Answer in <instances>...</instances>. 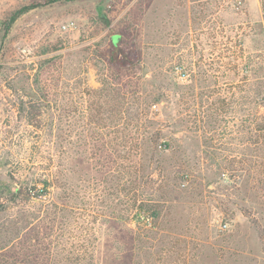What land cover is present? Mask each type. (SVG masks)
Returning <instances> with one entry per match:
<instances>
[{"label": "rangeland", "instance_id": "1", "mask_svg": "<svg viewBox=\"0 0 264 264\" xmlns=\"http://www.w3.org/2000/svg\"><path fill=\"white\" fill-rule=\"evenodd\" d=\"M263 97L264 0H0V264L70 186L86 263L264 264Z\"/></svg>", "mask_w": 264, "mask_h": 264}, {"label": "trees", "instance_id": "2", "mask_svg": "<svg viewBox=\"0 0 264 264\" xmlns=\"http://www.w3.org/2000/svg\"><path fill=\"white\" fill-rule=\"evenodd\" d=\"M36 7L35 5H30L24 9L27 11ZM22 11V12H24ZM18 16V15H17ZM16 17L11 19V23L16 20ZM119 37V36H118ZM263 91L258 87L256 94L258 97L262 95ZM161 98L158 97L157 100ZM264 100V97H263ZM257 131L264 130V124L259 123L256 126ZM162 138L161 134L158 136H153L151 143L153 144V153H156V145L158 140ZM165 146H170L168 141H165ZM167 148V147H166ZM131 150L128 152V155L131 156ZM130 172L135 171L129 169ZM66 173L64 174V176ZM151 180H154L151 177ZM51 181L50 179L45 180L44 190H49L48 188L51 185L59 186L57 182ZM141 184L134 185V190L136 193H132L130 196V203L127 208V223L128 226L125 230L124 239L128 245L131 246V250L139 256V249H151L152 257L155 258L158 255L157 244L154 241L160 240L158 238L160 224H157L154 215H150L148 212L152 209V198H138L139 191H141ZM64 190V195L58 197L55 201H50L46 210L43 212V215L38 216V224L29 223L27 228L26 235V245L20 247V251L17 250L12 253V259H15V262H20L22 264H89L83 260V249L78 248L74 245H68V239H65V235L68 230V217L72 213L76 212V187L75 189L70 186L62 187ZM73 188V189H72ZM16 191H22L21 189H16ZM44 195V194H42ZM34 196V195H33ZM161 199V198H160ZM162 199H164L162 197ZM32 216V215H31ZM35 217H33L34 220ZM152 218V221H151ZM135 222L137 229L131 227V223ZM42 225H40V224ZM70 228V226H69ZM16 232L22 230L21 227H15ZM163 239V238H161ZM145 246V247H144ZM148 247V248H147ZM86 249V248H84ZM77 258V260H76ZM135 262V260H134ZM97 262H95L96 264ZM101 263V262H100ZM99 262L97 264H100ZM102 264V263H101ZM135 264H139L136 262Z\"/></svg>", "mask_w": 264, "mask_h": 264}, {"label": "built area", "instance_id": "3", "mask_svg": "<svg viewBox=\"0 0 264 264\" xmlns=\"http://www.w3.org/2000/svg\"><path fill=\"white\" fill-rule=\"evenodd\" d=\"M73 26H75V22H74V21H70V22L65 23V24L63 25L64 28H67V27H73Z\"/></svg>", "mask_w": 264, "mask_h": 264}, {"label": "water", "instance_id": "4", "mask_svg": "<svg viewBox=\"0 0 264 264\" xmlns=\"http://www.w3.org/2000/svg\"><path fill=\"white\" fill-rule=\"evenodd\" d=\"M116 38H118V37H116Z\"/></svg>", "mask_w": 264, "mask_h": 264}]
</instances>
